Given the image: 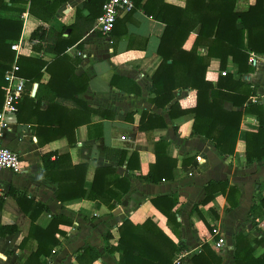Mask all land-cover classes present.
Segmentation results:
<instances>
[{
  "label": "crops",
  "instance_id": "crops-1",
  "mask_svg": "<svg viewBox=\"0 0 264 264\" xmlns=\"http://www.w3.org/2000/svg\"><path fill=\"white\" fill-rule=\"evenodd\" d=\"M24 1L25 4L13 5L23 7L25 11L22 14L12 9L3 10L0 15L22 21L20 37L15 41L20 43L18 57L38 58L50 63L55 59L54 53L31 48L30 33L41 21L28 13L29 0ZM85 1L68 0L60 4L53 17L44 23L54 30L65 26L63 36L71 32L73 25L72 36L77 40L65 53L74 68L71 76L87 78L85 93L77 95L76 99L55 97L54 104L69 112L65 114L62 108L56 114L53 110L42 116L41 112L46 110V103L53 94L46 86L50 74L43 67L42 78L32 82L28 93L30 98L36 95L41 98L39 109L31 111L21 97L14 119L4 128L0 138L1 144L19 154L24 168L21 173L0 171V198L3 201L0 225H16L18 229L17 235L0 232V264H24L37 249V240L28 238L31 221L29 213H24L26 200L40 202L48 210L38 215L36 226L45 228L51 215H58L60 219L57 227L60 232L55 234L59 243L52 247L49 254L41 255L38 264H119V253L110 252L108 248L116 246L118 226L126 218L133 224L150 219L178 245L179 251L172 257L171 264L178 254L180 264H191V255L199 252L203 244L220 257L219 264H235V234L242 231L252 236L259 235L256 223L264 214L263 211L257 217L248 216L252 204H258L264 197V159L247 162L245 158L246 134L258 130L257 115L264 117V53H250L255 63L248 60L252 69L242 74L237 71V65L230 56L224 69H220L218 58L212 57L209 61L205 78L214 86L221 76L231 74L234 81H239V84H234L237 91L247 92V99L241 105H236L231 99L223 101L226 110L242 114L234 152L224 155L210 139L193 132L192 114L171 119L164 109L153 102L155 95L151 91V77L161 61L156 51L164 24L147 16L140 7H135L128 12L119 11L112 31L102 34L83 17L77 16V8ZM164 1L181 7L186 2ZM252 2L238 0L237 5L245 8ZM81 13L86 16L89 10L84 8ZM197 31L198 27L190 32L184 49L192 47ZM200 50L206 53L205 47ZM77 51H82L84 56L76 54ZM52 71L60 75L57 78L59 81L53 84L59 90H67L71 81L70 71L59 70V66L53 67ZM173 94L174 99L167 106L174 100H178L183 109L195 105L194 91L176 89ZM82 105L90 108L91 112H87ZM142 112L155 114L143 120L147 131L139 129ZM87 115L89 120L85 122ZM158 117H163L165 126L156 125L162 121ZM35 119L47 122L39 124ZM60 119L63 120L62 128L66 130L75 122H83L74 129L73 144L69 143L65 133L50 138L54 135L53 129H57V124L52 121ZM150 126L157 127L150 130ZM158 140L167 142L164 153L175 165L169 170L168 160L163 159L162 166L165 168L162 172L170 176L150 182L142 177L155 162V142ZM121 151L126 155L124 161L117 164ZM49 152L68 154L73 166L85 164L84 187L87 190L95 169L111 165L116 166L115 176L128 178L130 188L120 202L112 201L115 204L112 208L86 196L61 202L55 196L56 182L42 175V155ZM132 152L138 154L139 167L127 169V159ZM54 158V155L51 156V159ZM211 181L226 182L234 187L237 193L231 200L237 201L236 206L229 205L220 188H214L212 199L204 203L206 186ZM115 191L121 193L117 188ZM158 196L167 198L161 203L163 209L168 210V205L172 204L171 221L152 204L151 198ZM213 227L220 229L225 241L219 251L211 246L212 240L217 239V236H211ZM108 233L110 238L106 240ZM263 250L264 245L258 246L255 253ZM97 253L98 256L95 255Z\"/></svg>",
  "mask_w": 264,
  "mask_h": 264
},
{
  "label": "trees",
  "instance_id": "trees-1",
  "mask_svg": "<svg viewBox=\"0 0 264 264\" xmlns=\"http://www.w3.org/2000/svg\"><path fill=\"white\" fill-rule=\"evenodd\" d=\"M68 0H29L27 11L32 16L38 18L41 23L30 33L29 43L35 51H45L55 54V59L47 63L38 58L19 56L17 64L19 75L26 79L23 101H26L31 111L39 109L41 98L36 95L30 98L28 93L33 81H40L42 78L41 69L50 74V79L46 86L52 91V97L46 103V110L41 112L42 116L47 115L53 110L60 112L63 107L54 104L55 97H66L76 99L77 95H82L87 89V78H73V66L71 59L65 53L66 49L72 46L77 38L71 32L63 36L65 26L58 30L46 27L44 23L53 17L54 10ZM105 0H86L76 10L77 16L83 17L90 25H94L95 18L100 15L102 5ZM134 8H141L149 17L164 24V30L160 37L157 47V55L161 61L151 77V91L154 93L153 102L167 112L171 119L184 114L193 115L192 130L194 133L210 139L214 146L224 155L234 152L235 144L240 128L242 114L239 111L226 110L223 107L225 99H231L236 105H241L247 99V92L237 91L231 74L221 76L214 86L205 78L209 61L212 57L218 58L220 69L226 66L227 58L230 56L233 63L237 65L239 73H245L252 69L248 64L250 53H264V0H253L245 8L238 7V0H186L183 7L168 3L164 0H132ZM15 4H25L24 0H0V12L3 10H15L22 14L23 7H14ZM88 9L89 14L83 16L82 9ZM198 27V31L189 50L183 48L188 35ZM22 30L20 18H4L0 15V108L3 101L4 73L13 63L14 51L11 43L18 40ZM205 47L206 53L203 54L200 48ZM59 70L68 69L70 71V82L67 90H59L57 78L59 72L52 71L53 67ZM176 89L195 92V105L189 109L180 107L179 101L174 100L173 92ZM87 112L91 109L87 106ZM65 114L69 111L65 109ZM155 116L148 112H142L139 120V129L147 131V125L143 122L144 118ZM258 116L259 128L256 132H250L245 137V158L247 162H257L264 159V117ZM19 118V117H18ZM159 126H165L163 120ZM88 115L85 122L88 121ZM41 124L47 121L35 119ZM55 122L56 128L53 129L54 135L50 138L66 134L70 144H73L74 129L82 121L73 123L68 130L62 128L63 120ZM147 122V121H146ZM153 127L150 126V130ZM167 142L158 140L155 142V162L150 165L149 171L142 178L150 182H158L165 178L167 172H162V160H168V168L172 170L175 165L173 160L166 157L164 149ZM55 156L51 159V156ZM125 152L121 151L120 159L117 164H121L125 158ZM136 162V164H134ZM133 164V165H132ZM138 154L132 152L127 159L126 168H138ZM116 166H104L95 169L94 177L90 188L84 187L85 164L71 165L68 154L59 155L56 152H49L42 155V175L49 177L56 182V198L63 202L74 198L86 196L90 200H98L107 205L108 208L114 207L113 200L120 202L123 195L130 188V182L126 177L114 175ZM114 175V177H113ZM112 176V177H111ZM115 188L121 193L115 191ZM214 188H220L231 207L236 206L237 201H232L231 197L237 193L236 189L228 186L226 182L211 181L206 186V196L203 202L212 199ZM226 188L228 190L226 191ZM23 196H20V198ZM19 199H17L18 201ZM165 196L151 198L152 204L160 210L168 219L172 220L173 214L170 210L172 204L168 205V210L163 209L162 202H166ZM0 198V208L2 207ZM27 207L24 213H29L30 229L28 238L37 240V249L32 252L24 264L37 262L43 254H49L52 247L59 241L55 234L59 233L58 225L60 219L58 215H51V220L45 228L36 226L35 220L42 211H48L46 206L40 202L26 200ZM21 205V203H20ZM264 211V197L258 204H252L248 216L257 217ZM174 218V217H173ZM176 223V222H175ZM177 226V223L175 224ZM1 233H11L17 235L16 225H0ZM119 237L116 246L109 247L110 252L117 251L120 255L119 264H171L172 257L179 251L175 244L156 224L150 219H146L141 224H133L128 218L124 219L118 226ZM110 234H106L105 239H109ZM264 245V237L251 235L239 231L234 236L233 258L235 264H264V250L257 254L258 246ZM98 256V253L95 254ZM92 260L94 255H92ZM220 257L216 256L207 244H203L199 252H195L190 257L191 264H219ZM33 264V263H32ZM38 264V262H37Z\"/></svg>",
  "mask_w": 264,
  "mask_h": 264
},
{
  "label": "built area",
  "instance_id": "built-area-1",
  "mask_svg": "<svg viewBox=\"0 0 264 264\" xmlns=\"http://www.w3.org/2000/svg\"><path fill=\"white\" fill-rule=\"evenodd\" d=\"M134 8L132 0H105L102 5L100 15L95 19L93 29L108 34L112 31L116 17L119 11L128 12ZM11 49L15 52L12 66L4 73L5 84L3 89V103L0 109V138L3 135V130L14 119L17 112V104L20 101L25 88L26 80L19 75V66L17 64L18 53L20 51V43H11ZM76 54L84 56L82 51H77ZM249 62L255 63L254 58L250 55ZM223 75L225 71L221 72ZM23 165L19 154L0 143V171L9 170L13 173H21ZM256 228L260 236L264 237V214L262 219L256 223ZM211 236H217L216 240H212L211 246L214 250L219 251L225 241L218 227H213ZM180 255L173 258V264H180Z\"/></svg>",
  "mask_w": 264,
  "mask_h": 264
},
{
  "label": "rangeland",
  "instance_id": "rangeland-1",
  "mask_svg": "<svg viewBox=\"0 0 264 264\" xmlns=\"http://www.w3.org/2000/svg\"><path fill=\"white\" fill-rule=\"evenodd\" d=\"M257 229V228H256Z\"/></svg>",
  "mask_w": 264,
  "mask_h": 264
}]
</instances>
